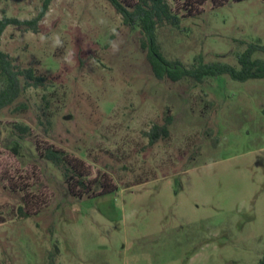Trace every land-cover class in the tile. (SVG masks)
I'll return each instance as SVG.
<instances>
[{"label": "rangeland", "instance_id": "rangeland-1", "mask_svg": "<svg viewBox=\"0 0 264 264\" xmlns=\"http://www.w3.org/2000/svg\"><path fill=\"white\" fill-rule=\"evenodd\" d=\"M41 0H0V18L30 20ZM98 17L109 21L97 25ZM116 27L124 41L113 54ZM59 31L76 51L41 45ZM107 0H53L39 32L9 26L1 50L46 78L0 111V264H258L264 258V79L158 80ZM163 55L190 66H237L246 44L264 46V0L206 4L157 29ZM244 42V43H243ZM256 58L264 59L257 53ZM50 101V123L42 116ZM170 116L169 137L145 135ZM14 124L30 128L19 139ZM42 142L108 172L117 191L67 194ZM25 198L26 201H23ZM33 213L21 217L18 208Z\"/></svg>", "mask_w": 264, "mask_h": 264}, {"label": "trees", "instance_id": "trees-1", "mask_svg": "<svg viewBox=\"0 0 264 264\" xmlns=\"http://www.w3.org/2000/svg\"><path fill=\"white\" fill-rule=\"evenodd\" d=\"M53 0H41L37 14L30 20H19L12 17L0 18V111L14 104L21 93L29 88H46V78L36 74L32 68H20L13 59L1 50V38L9 26L23 27L26 31L39 32V24L49 11ZM114 10L122 17L123 24L140 31V48L145 53L151 71L158 80H169L177 83L190 80L203 83L206 78L227 75L238 82L250 79H264V59L256 58L257 53L264 54V46L246 44V48L237 56V66L222 63L204 62L197 56L194 62L187 66L180 60L167 59L157 40V29L164 23L177 27L182 19L199 15L206 4L212 8L221 7L229 0H107ZM239 1V0H234ZM244 43V42H243ZM42 116L50 123L52 112L50 101L43 96ZM173 118L166 116L164 123L154 124L145 133L149 145L153 146L161 139L169 137V127ZM13 132L19 139L30 135V128L23 124H14ZM39 158L51 163L59 170L66 185L67 194L82 199L95 198L117 191L112 176L108 172H96L95 175L86 162L74 157L63 149L42 142L36 145ZM23 201H26L23 198ZM21 217L28 218L33 213L18 208ZM258 264H264L262 258Z\"/></svg>", "mask_w": 264, "mask_h": 264}, {"label": "clouds", "instance_id": "clouds-1", "mask_svg": "<svg viewBox=\"0 0 264 264\" xmlns=\"http://www.w3.org/2000/svg\"><path fill=\"white\" fill-rule=\"evenodd\" d=\"M96 23L100 27H105L109 24V21L104 17H98ZM110 32L114 39H109L107 43L115 55L120 51L121 45L124 43V41L116 27H112ZM39 42L41 45L48 46L53 50L62 49L63 55L61 56V59L65 64L71 65L76 61V51L74 46L71 50L67 49L65 47L63 35L59 31L53 30L51 33L41 34L39 37Z\"/></svg>", "mask_w": 264, "mask_h": 264}]
</instances>
